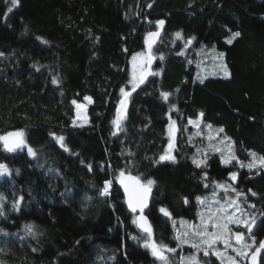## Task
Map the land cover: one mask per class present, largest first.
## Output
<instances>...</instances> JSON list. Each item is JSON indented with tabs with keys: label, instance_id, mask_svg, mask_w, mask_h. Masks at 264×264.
<instances>
[{
	"label": "trees",
	"instance_id": "1",
	"mask_svg": "<svg viewBox=\"0 0 264 264\" xmlns=\"http://www.w3.org/2000/svg\"><path fill=\"white\" fill-rule=\"evenodd\" d=\"M161 20L156 74L133 91L129 60ZM0 53V136L22 131L26 144L13 152L0 144L9 169L0 176V264H158L116 185L121 171L154 180L146 215L157 244L176 249L174 264L194 251L174 237V221H194L197 198L233 172L254 219L253 250L264 241V171L215 154L197 167L188 140V122L202 113V126L223 128L240 162L264 156V0H0ZM218 53L228 76H199L197 58ZM121 88L133 92L117 128ZM85 97L88 122L75 126L72 102ZM170 120L175 141L166 151ZM167 154L175 159L160 160ZM105 181L110 191L101 195Z\"/></svg>",
	"mask_w": 264,
	"mask_h": 264
},
{
	"label": "rangeland",
	"instance_id": "2",
	"mask_svg": "<svg viewBox=\"0 0 264 264\" xmlns=\"http://www.w3.org/2000/svg\"><path fill=\"white\" fill-rule=\"evenodd\" d=\"M153 31V30H152ZM155 31V30H154ZM151 32V31H150ZM149 32V33H150ZM216 52V50H211ZM153 52V51H152ZM151 53V51H150ZM137 54H141L137 56V59L133 61V56H136ZM206 52L204 55L206 56ZM210 54V59H205L204 57L197 58V64H198V74L199 76H203L204 73L208 74V77H227L228 75H225V68L228 73V69L226 67L224 57H220V53L217 54ZM147 54H146V47L144 51L135 53L134 55L131 56L129 60V71H130V80H129V87L133 88V80L134 77L136 80L139 79L140 75L144 72V70L147 67L148 60H147ZM152 57V55H151ZM154 57V56H153ZM153 62H155L154 57ZM210 60V66L211 68H208L207 64L209 63L206 61ZM152 62V64H153ZM151 64L152 68L150 67V75L156 74L155 70L153 69V65ZM205 64V65H204ZM89 98V97H88ZM77 104L82 105V108H77ZM91 104V99H85L81 103H76L75 104V120H74V125L75 126H84L88 122V116H87V108ZM199 121L198 125L195 124H188L193 128V132L188 135V140L196 144L197 152L196 156L194 159L196 161H207V159L215 154L219 157L220 162H222V158L228 156L229 154H232L235 156L234 152V146L232 141L229 138L224 137L221 132H217L218 129L217 127H209L207 125L202 126L201 124V116L197 117L196 119H193L192 121ZM173 120H170L167 128V134L169 137L170 142L172 143V146L170 149L174 148V141H175V133H176V128L175 125L172 124ZM116 126V125H115ZM211 137V138H210ZM219 149V151H217ZM260 157L257 155V158ZM237 158L233 160L232 162H235L238 169H244L247 171H258L259 169L264 171V166H261L259 163H256L254 167L249 168L247 165L253 161V157L250 156L249 160L246 162H240ZM231 162V163H232ZM230 164V163H229ZM229 164H224V165H229ZM244 165V166H241ZM235 179H232L231 176L226 180V181H218L214 182V187L211 189L209 193H207L204 197L197 199L196 202L198 204V211H197V216L194 221H188L185 219H179L174 221V237L177 239L178 235H182L185 231L189 232L188 235V243H181L183 246H187L192 248L190 245L192 242H199L200 237L192 235V226L195 225L197 227H202V218L207 219L211 213H215L217 217L220 218V222L222 223H227V217L234 215L235 217H238L242 221H249L251 222L254 220L249 214H248V203L247 202H242V197L243 195L236 191L235 186L233 185L235 183ZM220 185H223L221 187ZM110 187L108 190L109 194ZM200 201H204V203H201ZM235 202V203H233ZM246 204V207L244 206ZM253 223L251 225L252 229ZM228 228L230 229L231 233L235 232H242L245 235V241L244 243L253 245L251 248L248 249V252L251 253L254 249L255 242L253 240H248L250 238V233L248 228L238 225L235 223L229 224ZM209 231H214L211 226L209 225ZM233 238L234 236L231 237L229 240V233L225 232L223 234V239L220 241H217L216 244L213 246L212 249L209 250L210 254L212 251H220L222 253V257L218 258L217 256L213 255L216 257L221 263L223 264H231V261L229 258H234L237 264H246L247 258L245 257H240L237 256L236 253L232 250V247H225L227 243H230L233 247L239 248L240 246H236L233 243ZM201 247H204V245H201ZM149 249V248H148ZM198 250H195L193 252H197ZM192 252V253H193ZM203 252V251H202ZM175 252H164V255L168 258V264H174L175 258H173V254ZM192 253L186 254V255H180V257L176 260L177 264H181V257H188ZM158 260V259H157ZM158 264H163L162 261L158 260Z\"/></svg>",
	"mask_w": 264,
	"mask_h": 264
},
{
	"label": "snow or ice",
	"instance_id": "3",
	"mask_svg": "<svg viewBox=\"0 0 264 264\" xmlns=\"http://www.w3.org/2000/svg\"><path fill=\"white\" fill-rule=\"evenodd\" d=\"M10 4L15 7L18 5L19 0H8ZM12 8L10 7L8 11L10 12ZM158 27L162 26L164 21H157L156 22ZM177 38L180 37V33L175 34ZM240 35L239 32H235L232 34V37H238ZM159 36V32H150L146 34V39L145 43L146 45L150 48L151 44L155 42V39ZM39 39V37H38ZM231 39L228 40V43H231ZM188 43H191L189 40ZM182 54V53H181ZM2 55V53H0ZM141 54H137L136 56H133V61L137 59V56ZM220 57H223V53H220ZM152 57L149 55L147 57L148 62H151ZM225 75H228L227 70L225 68ZM145 76L142 74L140 75L139 79L136 80L134 77L133 80V91L135 90L136 87L139 86L140 83H143ZM53 83H56L55 80H53ZM121 93L123 94L124 97L130 96V92H126L124 88H121ZM161 96L167 100L169 94L168 93H161ZM85 99H89L88 97H85ZM73 104H76V101L72 102ZM125 101L121 100V105H124ZM77 108H82V105L77 104ZM203 114L201 113V116ZM122 119V114L120 111V108L117 109V118L113 121V124L119 128V122ZM190 124H195L198 125L199 121H189ZM174 124V122H172ZM211 127V126H209ZM223 128L218 129L217 132H223ZM211 138V137H210ZM59 143L63 146V140L64 138L62 136L56 138ZM0 142L3 143V147L5 150L8 152H13L17 149L26 147L25 141H24V133L22 131H17V132H9L6 135L0 136ZM169 147H171V142L169 144ZM67 150V149H65ZM28 154L30 156H34L35 152L33 151L32 148L28 147L27 148ZM167 151V150H166ZM219 151V149H217ZM250 155L253 157V161L247 165V167L252 168L255 166L256 163H259L261 166H264V156H260L257 158V154L252 152ZM175 158L171 156L170 154L167 155H161L160 160H174ZM236 157L232 154H229L226 157L222 158V162L224 164H229L233 160H235ZM194 163L197 164V167L200 166V164L203 163V161H196L195 159L193 160ZM237 163H240V161H237ZM244 166V165H241ZM9 169L4 166L0 165V176L8 174ZM232 179H235L236 173H231L230 174ZM119 179L120 183L124 186L125 194L128 197L127 203L128 207L132 212H136L137 209H140L141 213L143 212L144 207H146L147 204V197L148 194L151 191V186L155 183L154 180L148 179L145 182H142L140 178L138 177H133L130 175H125L124 171H121L119 174ZM110 181H105L104 187L101 190V195H106L109 190L110 186ZM223 187V185H220ZM255 195V193H253ZM4 197L0 195V200H3ZM199 200V198H197ZM187 202V201H186ZM201 203H204V201H200ZM20 201L17 200L14 202L13 207H17L19 205ZM235 203V202H233ZM160 211L165 215V216H170V213L167 211L165 208H161ZM0 215H3V212L0 211ZM137 221H134L136 223ZM202 227H197L195 225L192 226V235L200 237L199 242H192L191 247L195 250L198 251H203L204 256H208L210 254L209 250L213 248V246L216 244L217 241H220L223 239V234L225 232L229 233V240L231 239L232 236L235 237L236 243L240 245L239 248L233 247L230 243H227L225 247H232V250L236 253L237 256L240 257H245L249 258L251 264H258V260L260 258L261 251L264 250V241L259 242V246L255 248V250L251 253L248 252V249L251 248L253 245L244 243V234L241 232H235L231 233L230 229L228 228L229 224L235 223L238 225H242L246 228H248L249 232H251V225L254 223V220L251 222L249 221H242L238 217H235L234 215L228 216L227 217V223H222L220 222V218L216 216L215 213H211L209 217L205 220L202 218ZM209 225L214 231H209ZM139 227L142 229L144 233L147 234V239L145 240L144 246L149 248L151 250L152 255L157 258L158 260L162 261L163 264H168V258L164 255V252H175L176 249L169 248L167 245L163 244H157V242L152 239L153 236V230L150 225V223L147 221V219L141 215L139 217ZM28 231L30 232L32 230V227L26 226ZM188 235L189 232L185 231L182 235L177 236V240L180 243H188ZM253 241L255 242V238L253 237ZM201 245H204V247H201ZM212 255L217 256L218 258L222 257V253L220 251H212ZM231 261V264H237L234 258H229ZM181 264H202L200 258L196 255V252H193L191 255L188 257H181Z\"/></svg>",
	"mask_w": 264,
	"mask_h": 264
},
{
	"label": "water",
	"instance_id": "4",
	"mask_svg": "<svg viewBox=\"0 0 264 264\" xmlns=\"http://www.w3.org/2000/svg\"><path fill=\"white\" fill-rule=\"evenodd\" d=\"M162 26H163V25H162ZM162 26H159L155 31H152V32H157V31H158V32H159V36L155 39V42L151 44V47H150V48L146 45V54H147V56H149V55L151 56V53H150L151 48H152V47H153V46H154V45L160 40V38H161V36H162ZM152 62H153V59H151V62H150V63L148 62L146 69H145L144 72L142 73V74L145 76L143 82H145V81L149 78V76H150V72H151V71H150V67H151ZM142 74H141V75H142ZM141 84H142V83H140L139 85H141ZM129 92L132 93L133 91H129ZM128 97H129V96H127V97H123L122 100H124L125 103H124V105H121V103H120V105H119V107H118V108H120V111H121L122 116H124V114H125V110H126V107H127V100H128ZM11 132H17V131H11ZM8 133H9V132H8ZM6 134H7V133H6ZM6 134H4V135H6ZM0 144H1L2 147H3V143L0 142ZM169 144H170V143H169ZM169 144H168V146H167V151H169L170 148H171V147H169ZM171 145H172V143H171ZM3 149H5V148L3 147ZM17 150H19V149H17ZM17 150H15V151H17ZM124 173H125V172H124ZM119 174H120V172H118L117 177H116V185H117V187L121 190V192H122V194H123L124 202H125V206H126L127 210L129 211L130 214H132V215L135 217V221H137V222L135 223L136 228H137L141 233H144V232L142 231V229L139 227V217H140L141 215H143V216L147 219V221L149 222L146 213H147V211H148V209H149V206H150V200H151V192H152V189H151L150 193L148 194V197H147V204H146V207H144L143 212L141 213L140 209H137L136 212H132V211L129 209V207H128V203H127V199H128V197H127L126 194H125L124 186L120 183ZM125 175H126V176H127V175H130V176L136 177L135 175L130 174V173H125ZM258 175H259V172H256L255 174H251V175H249V176H248V179H252V178H254V177L258 176ZM149 223H150V222H149ZM241 233H242V232H241ZM144 234H146V233H144ZM243 234H244V233H243ZM152 239H153V236H152ZM244 241H245V235H244ZM233 243H234L236 246H240V245H238V244L236 243L235 237L233 238ZM253 251H254V250H253ZM253 251H252V252H253ZM258 262H259V260H258ZM246 264H251L250 257L247 258Z\"/></svg>",
	"mask_w": 264,
	"mask_h": 264
},
{
	"label": "bare ground",
	"instance_id": "5",
	"mask_svg": "<svg viewBox=\"0 0 264 264\" xmlns=\"http://www.w3.org/2000/svg\"><path fill=\"white\" fill-rule=\"evenodd\" d=\"M110 187V186H109Z\"/></svg>",
	"mask_w": 264,
	"mask_h": 264
}]
</instances>
